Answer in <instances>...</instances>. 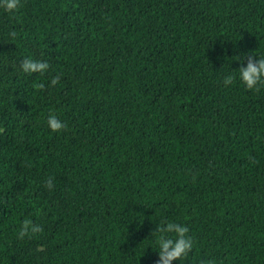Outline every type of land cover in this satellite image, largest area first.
<instances>
[{
  "label": "trees",
  "instance_id": "trees-1",
  "mask_svg": "<svg viewBox=\"0 0 264 264\" xmlns=\"http://www.w3.org/2000/svg\"><path fill=\"white\" fill-rule=\"evenodd\" d=\"M249 55L264 56V0L0 8V264H156L162 221L194 241L173 264H264V86L239 78ZM26 58L51 67L24 73ZM26 218L43 231L19 239Z\"/></svg>",
  "mask_w": 264,
  "mask_h": 264
},
{
  "label": "clouds",
  "instance_id": "clouds-1",
  "mask_svg": "<svg viewBox=\"0 0 264 264\" xmlns=\"http://www.w3.org/2000/svg\"><path fill=\"white\" fill-rule=\"evenodd\" d=\"M21 0H0V8L6 12L14 13L20 7ZM15 37L16 33H11ZM249 55L246 57L247 65L242 66L239 72V78L248 90L259 91L260 86H264V56ZM51 65L47 61L34 60L32 58L23 59L21 68L24 73H39L43 75L48 72ZM60 75H56L51 79V86L60 83ZM235 80L234 75H227L224 78L225 86L231 85ZM38 90L45 88L43 83L36 84ZM47 124L53 132H59L66 128V125L55 115L52 114L47 119ZM46 187L52 189L54 187L53 178H49ZM42 226L34 223L31 219H24L19 228L18 238L23 239L26 236H32L41 233ZM189 228L176 222H161L157 225L152 235H156V243L158 245L159 259L156 264H173V261L187 257L192 252L194 241L189 235ZM173 234V235H169ZM201 264H214L211 260L202 261Z\"/></svg>",
  "mask_w": 264,
  "mask_h": 264
}]
</instances>
